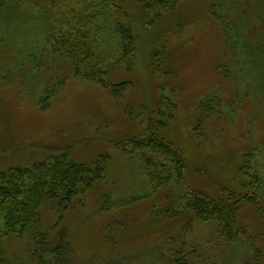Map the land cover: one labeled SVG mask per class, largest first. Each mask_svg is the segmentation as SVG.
I'll return each instance as SVG.
<instances>
[{"label":"rangeland","instance_id":"rangeland-1","mask_svg":"<svg viewBox=\"0 0 264 264\" xmlns=\"http://www.w3.org/2000/svg\"><path fill=\"white\" fill-rule=\"evenodd\" d=\"M151 1L0 9V172L31 169L63 151L82 163L112 156L109 177L83 198L84 213L69 212L62 223L60 212L42 214L71 230L76 264H178L167 252L181 242L188 264H244L255 258V249L264 263V0H176L169 9ZM113 6L129 13L137 37L135 57L124 66L115 64L121 41ZM91 8L98 23L89 42L96 63L108 72L107 85L77 77L74 63L49 43L76 13L89 15ZM121 82L124 88L115 86ZM164 102L173 107L167 108L173 118L160 134L189 168L179 186L155 193L146 166L115 160L116 145L137 129L146 131L141 121H157ZM245 171L258 197L238 212L237 240L225 242L216 222L191 221L187 212L170 219L165 233L161 220L149 225L153 207L187 190L213 198L247 195ZM102 207L111 222L127 218V234L116 246L103 245L92 222ZM49 231L54 237L55 229ZM27 244L7 239L1 246L12 263L32 264Z\"/></svg>","mask_w":264,"mask_h":264},{"label":"trees","instance_id":"trees-1","mask_svg":"<svg viewBox=\"0 0 264 264\" xmlns=\"http://www.w3.org/2000/svg\"><path fill=\"white\" fill-rule=\"evenodd\" d=\"M61 1L68 5L86 4L85 0H0V9L8 6L11 9L16 4L43 9L58 7ZM103 1L106 4H113V0ZM151 2L155 6L169 9L173 8L176 0H152ZM112 9L114 31L121 41V52L115 64L124 66L131 63L135 57L137 37L132 28L129 13L120 6H113ZM92 12L91 8L89 15L76 13V16L67 22L65 33L58 40H49V43L56 42L54 45L58 46L60 53L64 57H69L74 63L77 77L107 85L108 81L105 82L104 79L108 72L102 70L96 63L92 45L89 42L91 28L94 26L95 31L96 23H98L96 21L98 15L90 16ZM248 31L249 27L245 29V38L249 36ZM222 34L226 38L227 32L222 31ZM257 59H261V56L258 55ZM125 85V82H121L115 86L124 88ZM163 107L165 109L160 111L157 121L151 120V118L145 119V122L141 121V124L146 126V131L143 129L137 131V129L130 138L116 145L119 156H116L115 160L125 158L127 163L140 162L142 166H146V174L152 181L155 193L159 190H171L179 186L184 182L189 168L181 151L160 134L165 130L167 122L173 118V113L168 111V109L173 110V107L166 102L163 103ZM162 159L166 162L162 163ZM111 164L112 156L106 153L99 155L91 163H82L74 161L68 151H63L56 154L49 162L33 163L31 169L30 167L27 169H25L26 167H12L4 172L1 171L0 264H15L7 258L4 248L1 246L2 242L7 239H15L22 246L30 243L31 250L29 249L26 254H29L32 264H76L73 258L75 253L73 252L74 243L71 230L61 224L55 225L52 217L48 218L49 222H47L43 219L42 214L51 211L55 216V212H60L57 221L62 223L61 221L69 212L82 209L81 214L84 213L86 210L84 196L102 184L106 177H109ZM243 167L245 165H242ZM244 177L246 184L243 183L242 188L249 187L247 195L230 192L228 197L221 196V193L216 196L217 198H213L204 191L187 190L175 197H165L168 203L163 201L159 208L153 207L148 223L150 226L151 223L158 225L161 220L158 227L163 226L165 233L169 227L170 219L181 212H187L192 215L191 221L216 222L222 239L225 242H233L242 232L237 223L240 208L246 204H255V198L258 197L257 192H253L256 188L255 182L251 179L253 176L245 171ZM258 180H260L259 177ZM140 199L150 200L149 197ZM154 202L151 201V203ZM105 210L108 209L102 207L101 210H98L97 215L93 216L92 222L101 235L103 245L107 243L111 245L115 241L116 246L119 239L121 238L123 241L122 236L127 234L129 226L125 228L123 224L125 221L127 222V218L111 222L108 219L110 218L108 214L102 215ZM76 218L80 222L83 221L81 216L76 215ZM44 226L50 229L45 230ZM54 229L56 234L53 237L49 230ZM168 240L173 243L172 237ZM182 243L180 248L173 247L171 252L167 253L174 254L173 258H177L178 264H188L186 262L187 253H184ZM254 255L255 258L251 257L244 264H264L261 262L262 254L259 250L255 249ZM168 257L171 262L172 258L169 254Z\"/></svg>","mask_w":264,"mask_h":264}]
</instances>
